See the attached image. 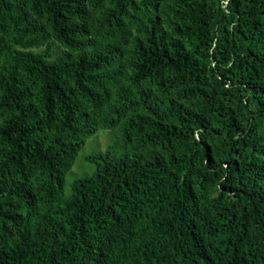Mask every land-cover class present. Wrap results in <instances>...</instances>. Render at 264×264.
Segmentation results:
<instances>
[{
	"label": "trees",
	"instance_id": "trees-1",
	"mask_svg": "<svg viewBox=\"0 0 264 264\" xmlns=\"http://www.w3.org/2000/svg\"><path fill=\"white\" fill-rule=\"evenodd\" d=\"M0 264H264V0H0Z\"/></svg>",
	"mask_w": 264,
	"mask_h": 264
},
{
	"label": "rangeland",
	"instance_id": "rangeland-1",
	"mask_svg": "<svg viewBox=\"0 0 264 264\" xmlns=\"http://www.w3.org/2000/svg\"><path fill=\"white\" fill-rule=\"evenodd\" d=\"M118 138L117 132L112 130H100L94 136L86 140L84 147L79 152L76 162L72 166L71 170L67 173L65 178V192L69 194V187L72 181L83 176L85 173L90 172L85 157L104 151L106 148L114 146L116 139ZM114 155L120 156L122 153L116 149H113ZM88 165V166H87Z\"/></svg>",
	"mask_w": 264,
	"mask_h": 264
}]
</instances>
